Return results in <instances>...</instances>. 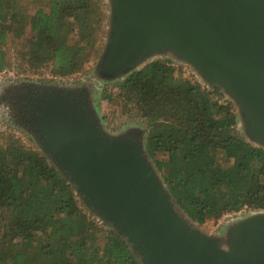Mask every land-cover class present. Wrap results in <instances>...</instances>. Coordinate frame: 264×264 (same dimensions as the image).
Wrapping results in <instances>:
<instances>
[{
    "label": "trees",
    "instance_id": "trees-1",
    "mask_svg": "<svg viewBox=\"0 0 264 264\" xmlns=\"http://www.w3.org/2000/svg\"><path fill=\"white\" fill-rule=\"evenodd\" d=\"M0 0V71L11 66L58 77L97 54L103 0ZM100 99L144 138L177 214L196 227L248 208L264 210V147L235 129L233 104L214 84L156 58L106 82ZM135 126V128H136ZM0 264H144L128 237L80 206L70 177L14 135L0 141Z\"/></svg>",
    "mask_w": 264,
    "mask_h": 264
},
{
    "label": "water",
    "instance_id": "water-1",
    "mask_svg": "<svg viewBox=\"0 0 264 264\" xmlns=\"http://www.w3.org/2000/svg\"><path fill=\"white\" fill-rule=\"evenodd\" d=\"M115 3L105 72L125 71L161 41L175 44L242 102L252 137L264 143V0ZM36 112L49 153L92 206L112 215L144 264H264V215L240 227L247 257L217 250L176 213L133 141L101 142L93 119L65 100L42 103Z\"/></svg>",
    "mask_w": 264,
    "mask_h": 264
},
{
    "label": "rangeland",
    "instance_id": "rangeland-1",
    "mask_svg": "<svg viewBox=\"0 0 264 264\" xmlns=\"http://www.w3.org/2000/svg\"><path fill=\"white\" fill-rule=\"evenodd\" d=\"M23 1L29 3L31 13L42 2L41 0ZM103 2L106 3L107 15L104 22V32L98 43V52L81 72L66 77H58L50 74L47 69H43L41 73L20 70L16 55L13 53V42H10L12 64L0 71V141L6 135H14L28 147L47 156L52 164L63 171L44 145L40 127L38 122L36 123L38 118L36 111L42 103L65 100L66 103L77 107L89 115L90 119H93L97 129L95 134L101 142H114L118 141L119 138L133 141L140 152L143 163L150 169L158 189L167 193L160 172L144 149V138L138 137V134L134 132L138 127L132 121H126L119 115L117 104H110L100 99V91L103 85L109 81L123 79L130 72L139 69L152 59L169 58L176 72H180L185 78L196 80L204 86L209 84L221 86L212 81L198 67L191 56L181 51L179 46L163 41L154 45L151 50L147 51L132 67L125 71L105 72L103 62L114 38L117 7L115 0H103ZM221 88L224 91L225 99L233 104V112L237 118L236 131L246 136L254 144L264 147L263 142L252 137L251 124L244 113L242 102L223 87ZM41 119L38 118L39 121ZM72 183L82 209L99 224L117 229V223L112 215L92 206L79 187L74 182ZM259 215H264V210L244 208L237 212L225 214L217 220H207L201 226L196 225L194 227L191 225V227L198 231V236L201 239L208 240L217 250L223 252L235 250L238 257L243 258L248 256V251L245 247L246 231L241 230L240 227Z\"/></svg>",
    "mask_w": 264,
    "mask_h": 264
}]
</instances>
